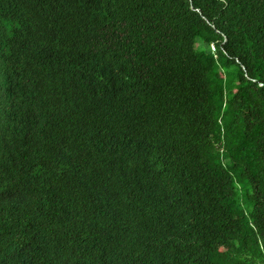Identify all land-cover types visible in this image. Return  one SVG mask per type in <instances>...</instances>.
<instances>
[{"label":"trees","instance_id":"obj_1","mask_svg":"<svg viewBox=\"0 0 264 264\" xmlns=\"http://www.w3.org/2000/svg\"><path fill=\"white\" fill-rule=\"evenodd\" d=\"M0 18V264H264V0Z\"/></svg>","mask_w":264,"mask_h":264},{"label":"clouds","instance_id":"obj_2","mask_svg":"<svg viewBox=\"0 0 264 264\" xmlns=\"http://www.w3.org/2000/svg\"><path fill=\"white\" fill-rule=\"evenodd\" d=\"M0 33H4L6 35L13 34V33H10L8 30H6L3 26H1V18H0ZM211 48H212L213 51H215V47L214 46H211Z\"/></svg>","mask_w":264,"mask_h":264}]
</instances>
